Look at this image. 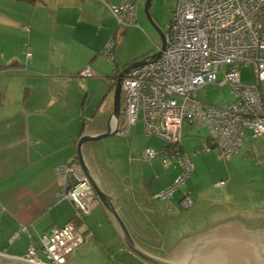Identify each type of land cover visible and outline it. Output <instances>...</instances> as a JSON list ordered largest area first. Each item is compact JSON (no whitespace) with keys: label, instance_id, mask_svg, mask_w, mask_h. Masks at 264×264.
Here are the masks:
<instances>
[{"label":"crops","instance_id":"crops-1","mask_svg":"<svg viewBox=\"0 0 264 264\" xmlns=\"http://www.w3.org/2000/svg\"><path fill=\"white\" fill-rule=\"evenodd\" d=\"M129 1L136 3L137 21L135 25L117 27L109 5ZM143 1L0 0V65L10 66L0 68V247L4 255L24 257L27 234L21 232L19 237H13L21 225L35 234L74 219L84 234L87 230H81L82 217L103 210L95 199L90 213L77 219L75 205L68 199L58 200L64 181L57 177L55 168L74 162L78 139L85 130L105 131L113 107L111 79L116 70L119 73L131 61L151 55L156 40L152 27L140 13ZM112 35L116 41L115 67L100 56ZM133 35L145 38L142 47L132 40ZM86 66L92 70L90 77L79 74ZM259 88L264 101V80L259 82ZM135 124L127 126L122 137L116 136L127 150H135L145 134L136 130ZM116 134L119 133L113 135ZM88 144L84 147L87 162L108 189ZM229 159L237 164L254 162L252 168L257 172L253 179L264 188V136L248 138ZM176 174L158 189H165ZM110 177L112 183L107 182L111 192L134 231V226L138 229L135 212L141 210L140 195L143 193L147 202L154 195L150 184L144 180L143 186L138 185L142 191L136 193L128 190L114 172ZM233 180L234 175L230 183ZM250 209L224 214L213 225L233 221L230 218L264 221V208ZM106 222L112 225L109 219Z\"/></svg>","mask_w":264,"mask_h":264},{"label":"built area","instance_id":"built-area-1","mask_svg":"<svg viewBox=\"0 0 264 264\" xmlns=\"http://www.w3.org/2000/svg\"><path fill=\"white\" fill-rule=\"evenodd\" d=\"M109 9L119 24L136 23L134 3L111 4ZM114 47V39H110L100 52L101 58L112 63ZM245 65L253 66L256 83L240 79L239 69ZM80 75L90 77L93 73L86 66ZM263 80L264 0H176L160 55L130 69L120 86L125 123L119 134H125L126 127L135 124L142 113L144 133L174 146L172 152L146 148L145 157L151 160L166 154L163 162L174 158L182 168V173L155 198L171 199L192 170L189 153L180 150L185 124L204 127L208 132L193 154L217 147L218 158L223 159L240 150L247 138L264 136V101L259 88ZM212 83L228 84L232 100L216 105L199 99L196 90ZM55 174L64 181L58 200H70L78 210L77 219L89 214L95 191L80 166L74 162L62 164L55 168ZM181 204L188 208L193 200L185 194ZM21 232L29 238L22 258L36 264H65L67 255L84 238L74 219L35 234L21 225L13 237Z\"/></svg>","mask_w":264,"mask_h":264},{"label":"rangeland","instance_id":"rangeland-1","mask_svg":"<svg viewBox=\"0 0 264 264\" xmlns=\"http://www.w3.org/2000/svg\"><path fill=\"white\" fill-rule=\"evenodd\" d=\"M175 2L176 0L151 1L149 13L154 19L156 16L161 17V20L156 19L155 21L164 32L167 31ZM145 3L146 0L140 5V13L144 15L153 29L156 44L151 47L150 54H152L159 48L160 36L149 21L144 9ZM138 24L141 26L140 21ZM131 38L140 43V47L145 43L143 37L136 39L133 35ZM239 74L243 82L256 83L253 66H241ZM230 90L228 84L222 86L217 83L205 84L196 90V95L207 103L218 105L232 100L233 96ZM121 99V106L124 107L122 96ZM187 127L185 124L181 131L180 144L183 150L189 153L193 167L182 185L175 191L173 198L166 201L154 198L156 192L161 191L158 188L167 183L173 173L178 175L182 173V168L174 158L163 162L162 159L167 157L166 154L151 160L145 157L146 148L160 151L163 146L167 145V142L156 135L144 134L142 113L138 114L134 128L144 135L135 150H127L124 147L122 140L116 137H122L121 134L91 141L88 144L89 148L94 151L93 159H96L98 166L101 167L109 191L112 189L108 182L112 183L113 178L110 175L113 172L128 190H133L136 193L137 190L142 191V189H138V185L143 186L144 180L150 184L154 194L151 195L153 198L148 197L151 203L146 201L143 193L139 194L141 198H139L138 207L141 210L139 213L135 212L139 223L138 229L134 226V235L140 244L150 249H152L150 247L152 245L155 247L154 250L162 255L168 253L169 248L181 238L211 229L212 226H215L213 224H216V220L221 219L224 214L252 211L251 206L259 211L264 208V188L259 180L253 179V175L257 172L252 168L254 162L249 160L250 165L237 164L235 158L229 160L218 158L217 147L200 154H193L194 149L202 146L208 132L204 127L200 129ZM145 146L148 147L145 148ZM232 175H234L235 181L230 183ZM221 180L228 183L219 186L218 182ZM186 193L194 201L189 208H184L179 201ZM96 203L99 205L98 201ZM106 219L103 210L100 214L91 213L82 217L81 230L86 229L87 231L84 233L82 243L67 255V264H149L124 248L115 229L112 225L108 226L106 222L108 219ZM230 220L234 219L230 218ZM236 220L241 219L236 218ZM38 254L42 260H45V256L40 251Z\"/></svg>","mask_w":264,"mask_h":264},{"label":"water","instance_id":"water-1","mask_svg":"<svg viewBox=\"0 0 264 264\" xmlns=\"http://www.w3.org/2000/svg\"><path fill=\"white\" fill-rule=\"evenodd\" d=\"M152 0H146L144 9L149 21L160 36L159 49L146 58L131 61L118 74L113 88V107L106 122L105 131L93 133L88 129L79 137L76 158L89 179L96 194V199L107 215L124 248L149 264H264V221L233 220L212 226L199 234L181 238L164 255L154 253L143 247L135 238L134 231L123 216L111 191L101 182L87 162L85 145L91 141L118 133L125 123L121 109V82L124 75L132 68L147 63L158 57L165 46V32L149 13ZM114 121V127L112 126ZM92 152H94L92 150ZM0 264H36L23 258L8 257L0 254Z\"/></svg>","mask_w":264,"mask_h":264},{"label":"trees","instance_id":"trees-1","mask_svg":"<svg viewBox=\"0 0 264 264\" xmlns=\"http://www.w3.org/2000/svg\"><path fill=\"white\" fill-rule=\"evenodd\" d=\"M22 1H26V2H30V3H34L35 0H22ZM129 2H132V1H129ZM132 3H134L135 6H136V3H135V2H132ZM117 5H118V4H117ZM111 14L113 15L112 12H111ZM113 16H114V15H113ZM170 17H171V15H170ZM114 18H115V20H116L117 27H125V26H129V25H135V24H119L118 21H117V18H116L115 16H114ZM154 20H156V19H154ZM169 20H170V19H169ZM136 21H137V6H136ZM168 23H169V21H168ZM110 39H114V42H115V45H116V41H115L114 35H112V36L110 37ZM110 39H109V40H110ZM109 40H108V41H109ZM108 41H107V42H108ZM104 47H105V46H104ZM115 47H116V46H115ZM115 47H114V49H113V50H114V60H113V62H112V63H109V62H107V61L105 60L107 63H109V64H110L111 66H113V67H115ZM28 53H29V52H28ZM29 55H30V53H29ZM29 55H27V56H29ZM128 64H129V63H128ZM128 64H127V65H128ZM6 67H10V66H7V65H0V68H6ZM79 74H80V73H79ZM117 74H118V71L116 70V72H115V74H114V78H113L114 81L112 82V85H111V86H112L111 89L114 88V85H115L114 82H116L115 79L117 78ZM121 96H122V95H121ZM120 100H121V104H122V99L120 98ZM121 107H122V106H121ZM123 108H124V107H123ZM187 126H188L189 128H190V127H193L192 125H187ZM183 127H184V126H183ZM183 127H182V129H183ZM188 127H187V128H188ZM194 128H196V127H194ZM196 129H200V128H196ZM181 131H182V130H181ZM207 137H208V136H207ZM207 137H206V138H207ZM160 138H161V137H160ZM180 143H181V142H180ZM178 145H179V144H178ZM180 146H181V144H180ZM173 147H174V146H173ZM173 147H172L171 144H168V143H167V145L163 146V147L160 149V151H157V152H161L162 150H164V152H165V151H169V152L171 151V152H172ZM180 150H183L182 146H181ZM201 153H202V152H201ZM159 156H160V155H159ZM73 160H74V163L77 164V158H76V156L74 157ZM148 160H149V159H148ZM0 248H1V247H0ZM151 250H152L153 252H156V250H153V249H151Z\"/></svg>","mask_w":264,"mask_h":264},{"label":"flooded vegetation","instance_id":"flooded-vegetation-1","mask_svg":"<svg viewBox=\"0 0 264 264\" xmlns=\"http://www.w3.org/2000/svg\"><path fill=\"white\" fill-rule=\"evenodd\" d=\"M175 244H176V243H175ZM175 244H174V245H175ZM141 245H142V244H141ZM174 245H173V246H174ZM142 246H143V247H145L146 249H148V250L152 251V250H151L149 247H146L145 245H142ZM149 246H150V245H149ZM173 246H172V247H173ZM150 247H152V249H153V250H154V248H155V247H154V246H152V245H151ZM172 247H171V248H172ZM171 248H169V250H170ZM169 250H168V251H169ZM152 252H153V251H152ZM154 253H157V254H159L158 252H154ZM166 253H167V252H166ZM160 255H162V254H160Z\"/></svg>","mask_w":264,"mask_h":264},{"label":"clouds","instance_id":"clouds-1","mask_svg":"<svg viewBox=\"0 0 264 264\" xmlns=\"http://www.w3.org/2000/svg\"><path fill=\"white\" fill-rule=\"evenodd\" d=\"M159 49V48H158ZM117 79V78H116ZM116 81V80H115ZM114 83H116V82H114ZM122 95V94H121ZM121 109H122V107H121ZM122 111H123V109H122ZM124 113V112H123ZM125 117V116H124ZM119 133V132H118ZM79 165V164H78ZM80 166V165H79ZM81 168V167H80ZM82 170V169H81ZM83 172V171H82ZM93 187V186H92ZM94 189V188H93ZM95 191V190H94ZM96 199V194H95V198H94V200ZM94 200H93V202H94ZM181 201V200H180ZM182 205V204H181ZM167 208H170L169 206H167ZM185 208V207H184ZM189 208V207H188Z\"/></svg>","mask_w":264,"mask_h":264}]
</instances>
